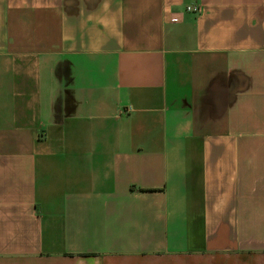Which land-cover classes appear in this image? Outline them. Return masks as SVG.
Instances as JSON below:
<instances>
[{
  "label": "crops",
  "instance_id": "0c3cea01",
  "mask_svg": "<svg viewBox=\"0 0 264 264\" xmlns=\"http://www.w3.org/2000/svg\"><path fill=\"white\" fill-rule=\"evenodd\" d=\"M0 264H264V0H0Z\"/></svg>",
  "mask_w": 264,
  "mask_h": 264
},
{
  "label": "built area",
  "instance_id": "2783aa9c",
  "mask_svg": "<svg viewBox=\"0 0 264 264\" xmlns=\"http://www.w3.org/2000/svg\"><path fill=\"white\" fill-rule=\"evenodd\" d=\"M186 10L188 12H193V13H199L201 11L200 7L198 6H188Z\"/></svg>",
  "mask_w": 264,
  "mask_h": 264
}]
</instances>
